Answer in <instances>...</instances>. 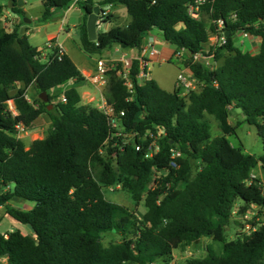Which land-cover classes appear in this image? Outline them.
Instances as JSON below:
<instances>
[{"label":"trees","instance_id":"16d2710c","mask_svg":"<svg viewBox=\"0 0 264 264\" xmlns=\"http://www.w3.org/2000/svg\"><path fill=\"white\" fill-rule=\"evenodd\" d=\"M10 1L11 8L0 3V18L8 8L25 16L17 0ZM74 1L43 0V21L68 10ZM194 1L85 0L78 4L83 11L80 44L89 57L100 56L114 45L141 52L155 28L175 52L184 47L190 53L202 50L215 31V26L207 28L208 22L223 18L231 32L219 50L221 64L216 72L200 63L190 65L203 83L198 91L186 95L179 89L165 91L153 79L139 85L136 60L132 92L115 72L109 73L107 102L116 112L125 111L126 144L122 136L109 140L108 117L81 103L75 85L86 78L68 55L52 47L46 61H40L42 51L26 35L19 37V27L8 31L0 20V207L32 229L28 234L12 231L8 239L0 232V258H6V264H174L175 251L199 245L205 238L221 244V250L209 246L206 257L183 264H264V225L250 234L238 233L233 240L227 238L228 227L237 222L232 214L238 201V214L264 204L262 189L249 185L257 169L264 178V154L251 156L228 141L240 124H230L231 110L237 109L264 142V0H209L200 20L188 15ZM108 5L124 6L131 21L99 32L97 41L91 42L88 16L96 6ZM232 13L235 22L229 20ZM112 18L109 14L107 22ZM240 31L259 39L257 54L235 47L232 38ZM69 82H73L70 89L54 92ZM30 87L39 97L47 93L49 102L29 101ZM63 93L66 103L53 104ZM9 101L17 116L9 111ZM44 115L52 121V132L27 150L17 138V126L29 129ZM208 116L220 125L221 135L215 138ZM150 131L166 136L160 140V151L145 158L150 140L144 135ZM106 146V153H100ZM173 148L183 154L179 170L170 167ZM114 161L121 171L122 188L136 205L144 200L147 210L141 218L104 197V189L119 182ZM154 170L167 174L160 175L155 189L149 190ZM13 199L34 206L25 211L10 205ZM108 233L120 234L122 242L104 246L102 235Z\"/></svg>","mask_w":264,"mask_h":264},{"label":"rangeland","instance_id":"374dc122","mask_svg":"<svg viewBox=\"0 0 264 264\" xmlns=\"http://www.w3.org/2000/svg\"><path fill=\"white\" fill-rule=\"evenodd\" d=\"M10 0H0V3L4 6H8ZM43 0H24V9L26 10V15L21 16L19 14L13 13L10 11L11 16L14 20H18L21 23H24L25 19H28L31 21V23L28 24V28L32 31L30 36V42L33 46H36L39 48V50L42 51L44 55H41L40 61L45 62L47 59L48 54L50 53V49H48V34L57 32L58 28L61 27L63 30L58 33L59 40H63L66 36V32L71 33V39L67 41V47L70 48V53L74 57L75 61L78 64H84L88 63L91 64L93 61L91 60L88 55L84 53L82 50L80 39H79V31L78 27L82 23L83 18V11L78 7V5L71 6L68 10H59L57 11L53 17L47 21H43ZM121 10H123V15L121 19L118 22H107L104 24L103 29L100 30L104 31L113 25H121L126 26V18H129L125 7H120ZM49 23V26H46V24ZM13 29V26L11 25L8 29ZM99 32V31H98ZM152 34H158L161 41H163V37L161 34V31L159 29H153L151 31ZM233 42L236 48H239L243 51L248 52H255L257 53L259 51V46L256 44H253L252 41L248 37H244V33L242 31L238 32L233 36ZM174 48V47H172ZM100 58V56H95L94 59L97 60ZM94 64V62L92 63ZM180 72V61L178 59H172L170 61H167L165 63H152L151 64V75L153 79L158 83V85L165 91H173L175 88L176 80L178 79V74ZM70 86V83H66L64 86H61L60 88L56 89L54 92L64 91L66 88ZM76 88L79 90V92L82 94V104L86 105V107L90 106L89 108L93 107L94 104H88L90 98L87 91H91L85 87L83 83H79L75 85ZM18 85L15 87L17 88ZM15 90H13L14 92ZM186 95V93H184ZM31 101V97H29ZM36 99H39L38 94H36ZM53 104L59 103V98H55L52 101ZM9 105V103H8ZM14 106V104L12 103ZM10 107V105H9ZM208 120L211 123L212 130L211 134L212 137L215 138L219 135H221V129L218 121L215 120L214 117L208 116ZM51 119L48 115H44V117H41L38 121H34L31 128H29L27 131L23 133V137L21 140L25 143V148L28 150L30 146L33 144V142L36 140H43L50 136L52 132V123ZM238 123L239 126L237 130L232 133L228 137V141L236 148H242L246 153L250 154L251 156L259 157L264 154V142L263 139L258 134V129L249 123L245 121V116L241 112V110L232 109L231 110V118H230V124L236 126ZM125 137V136H122ZM106 147L101 148L102 154L106 153ZM115 168L118 171L119 176V182L111 188L104 189V197L107 201L116 203L122 206L127 207L131 211H135L136 214L141 218L143 214L146 212V207L144 200L136 205L132 199L131 195L128 191L124 190L122 188V176L121 171L119 170L116 161H114ZM156 173V172H155ZM158 175V173H156ZM254 174L257 176H262L259 169L254 171ZM163 175V172L159 173L158 176ZM10 205L15 206L17 208H20L22 210H30L33 208V202H28L25 200L20 199H13L10 202ZM235 210L238 211L239 206L241 205V202L238 201L235 204ZM259 221H256L255 224H259L258 228L262 225H264V212H262L259 215ZM234 221V219H233ZM15 230H21L22 232L28 234L32 232V229L29 225H22L15 220L11 219L8 216L7 210L5 206L0 207V232L4 234H9L12 231ZM246 233L244 225L239 224V222H233L227 230V238L228 240H233L236 238V235L238 233ZM123 237L120 234L117 233H108L105 235H102V242L104 246H108L110 244L114 243H120L122 242ZM209 246L213 247V250L215 252H219L221 250V244L216 243L212 241L211 239L205 238L201 241V243L198 245H190L186 246L185 248H182L180 250H177L174 252V264H183L188 259L191 258H197L202 259L206 257L207 255V249ZM155 264H162L160 262H156Z\"/></svg>","mask_w":264,"mask_h":264},{"label":"built area","instance_id":"2783aa9c","mask_svg":"<svg viewBox=\"0 0 264 264\" xmlns=\"http://www.w3.org/2000/svg\"><path fill=\"white\" fill-rule=\"evenodd\" d=\"M81 1L85 0H75L71 5H78ZM209 2V0H195L193 3L188 6V15L194 20H200L202 16V10L205 4ZM111 5L105 6L101 8V12L97 21V32L103 28L104 24L107 23L108 15L110 14L109 8ZM229 20L235 22L237 20L236 14L232 13L229 17ZM5 22V20H2ZM12 24H5L3 27L6 29L10 27ZM207 28L211 30L212 26H215V31L210 34L207 42L203 44L202 50L197 53H190L188 50L182 48H178L175 52L173 58L178 59L180 61V72L178 74V79L176 80L175 89H179L182 93H190L192 91H198L202 88L203 83L197 79L192 72L190 65L200 63L204 67L207 68L210 72L214 73L218 70L221 62L218 60V53L220 48L224 47L227 44V27L225 20L223 18L207 23ZM11 31V29H8ZM230 31V30H229ZM244 33V37H251L252 35L249 32L242 31ZM52 47L59 48L60 53H64V47L61 43L55 41H51L48 44V49ZM150 50L151 57L158 54L157 50L153 45H150L148 51ZM148 51L142 50L138 55L129 56V53L124 52L120 54L115 60H106L103 58H98L95 60V71L91 72L89 76H84L92 86L93 90L97 93V95L89 94V102L88 104H94V108L98 109L100 112L105 114L108 117L110 136L109 140H112L115 137H124V143L126 144L129 139L126 138L124 132V118L126 116L125 111L116 112L114 108L108 104V100L106 97V88L108 84V77L110 72H115L117 78H119L123 84L127 87V89L132 92L133 91V61L136 60L138 62V74L136 78L139 85L144 84L146 81L151 79L150 76V66L151 61L147 60L145 56ZM42 55H44L42 53ZM214 86L217 87L218 84L214 82ZM185 95V94H184ZM59 102L62 104L66 103L65 93L61 94L59 98ZM10 107L9 111L17 116L18 113L15 107L12 105L13 101L8 102ZM231 109V107H229ZM24 125L19 124L17 126V138L21 140L23 137V133L27 131ZM137 134L131 135V139L134 138ZM166 134L163 132L154 133L152 131L146 133L144 138L146 140H150L149 149L145 155V158H151L154 154H157L160 151V140L165 137ZM141 148V147H140ZM138 148V149H140ZM182 151L179 148H173L170 152V167L173 169H180L179 159L183 158ZM102 153V150H100ZM154 170V175L152 176V182L148 186V189H155L156 187V179L159 177ZM167 173L163 171V175L165 176ZM255 184L262 189L264 196V178L262 176H257L254 172L251 174V180H249V185ZM264 212V204L263 205H252L250 209L246 211L244 214H238V211L234 210L232 214V220L238 221L239 224L244 225L248 234L257 230L259 224H255L256 221H259V215ZM8 239L7 234H5ZM174 256V255H173ZM6 262L5 258H0V264H4Z\"/></svg>","mask_w":264,"mask_h":264},{"label":"crops","instance_id":"0c3cea01","mask_svg":"<svg viewBox=\"0 0 264 264\" xmlns=\"http://www.w3.org/2000/svg\"><path fill=\"white\" fill-rule=\"evenodd\" d=\"M17 3H18V7L21 9V10H23L24 11V13H25V15L27 14L26 13V10L24 9V7H23V5H24V0H17ZM120 7H124V6H122V5H117V6H115V5H112V6H110V8H109V11H110V14L112 15V17H113V21L112 22H118L120 19H121V17H122V15H123V10H121L120 9ZM0 20H1V22H2V20H5V22H2V25H5V24H12V26H13V28H14V26H18L19 27V29L21 30V28H25V34L24 35H26L27 37H28V40H29V42H30V36H31V33H32V31L27 27L28 26V24H26V23H24V25L23 26H21L20 24H21V22L20 21H18V20H14L13 18H12V16H11V13H10V11H8V10H5L4 11V14H3V16L0 18ZM131 21V18L129 17V18H126V26L129 24V22ZM82 23H83V18H82ZM82 23H81V25H82ZM50 24L49 23H47L46 24V26H49ZM81 25L78 27V31H79V39H80V28H81ZM114 26V25H113ZM112 26V27H113ZM115 26H121V25H115ZM114 26V27H115ZM112 27H110V28H108V29H106V30H104V31H101V32H105V31H108L109 29H111ZM103 29V28H102ZM11 30H12V28H11ZM63 29L61 28V27H59L58 28V30H57V32H55V33H50V34H48V38H47V40H48V44L51 42V41H57V42H59V43H61L62 45H63V47H64V54H66V55H68L71 59H72V61L75 63V65L81 70V72L84 74L83 76H89V74L91 73V72H94L95 71V59H94V57H90L91 58V60L94 62V64H88V63H84V64H78L76 61H75V59H74V57L71 55V53H70V48L69 47H67V41L69 40V39H71V33L70 32H66V36L64 37V39L63 40H59V35H58V33L60 32V31H62ZM101 30V29H100ZM100 30H99V32H100ZM98 32V33H99ZM251 41H252V43L253 44H256V45H260V41H259V39L258 38H256V36H251V37H248ZM31 43V42H30ZM150 45H153L154 46V48L157 50V52H158V54L157 55H155V56H153V57H151V56H149L150 55V50L148 51V48H149V46ZM48 46V45H47ZM173 46L172 45H170L169 43H167V42H165L164 40L163 41H161V39H160V37L158 36V34H152L151 32L148 34V36L145 38V40H144V46H143V49L142 50H147L148 51V53H147V55L145 56V58L147 59V60H149V61H151V64L152 63H156V62H159V63H165V62H167V61H170V60H172V59H174L173 58V56H174V54H175V48H172ZM83 50V49H82ZM124 52H127V53H129V56H132V55H138V54H140V52L138 51V50H136L135 48H132V49H124V48H122L121 46H119V45H114L113 46V48H111L110 50H108V51H106V52H104V53H102L101 55H100V57L101 58H103V59H106V60H115L120 54H122V53H124ZM259 52V51H258ZM257 52V53H258ZM252 54H257V53H255V52H251ZM86 54V53H85ZM87 55V54H86ZM89 57V56H88ZM150 68V76H151V79H153V77H152V75H151V66L149 67ZM154 80V79H153ZM70 83V86L68 87V88H66L63 92H65L66 90H68V89H70L72 86H73V82H69ZM84 85H85V87H87V89H89V90H91V91H87L88 93H91V94H93V95H97V93L93 90V86L89 83V82H87V80H86V82H84L83 83ZM161 88V87H160ZM175 89V88H174ZM169 92H172V91H169ZM36 94H37V92H36V90L33 88V87H30L29 89H28V96H27V98H28V100L29 101H31V99L29 98V97H31L32 99H34L35 97H36ZM42 117H44V116H42ZM232 125V124H231ZM232 126H234V125H232ZM5 260H6V258H5ZM6 262H7V260H6ZM6 262H4V264H6Z\"/></svg>","mask_w":264,"mask_h":264},{"label":"water","instance_id":"95a60500","mask_svg":"<svg viewBox=\"0 0 264 264\" xmlns=\"http://www.w3.org/2000/svg\"><path fill=\"white\" fill-rule=\"evenodd\" d=\"M13 6V3L10 2L8 7L11 8ZM100 12H101V8L99 6H96L92 12L91 15L88 16V20H87V34H88V38H89V41L91 42H95L97 41L98 39V32H97V21H98V18H99V15H100ZM24 23L26 24H29L31 23L30 20L28 19H25L24 20ZM230 31L228 30L227 31V35L226 36H229L230 35ZM25 34V28H21L20 30V33H19V37L22 38L23 35ZM48 94L47 93H43L40 95L39 99L41 101H43L44 103H48L49 102V99H48ZM53 108V105H50L48 107V109H52ZM30 226V225H29Z\"/></svg>","mask_w":264,"mask_h":264}]
</instances>
